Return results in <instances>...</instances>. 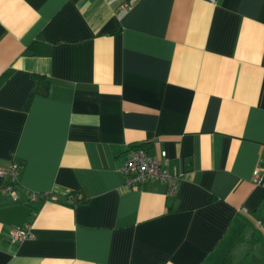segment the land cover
Segmentation results:
<instances>
[{
  "label": "crops",
  "instance_id": "obj_1",
  "mask_svg": "<svg viewBox=\"0 0 264 264\" xmlns=\"http://www.w3.org/2000/svg\"><path fill=\"white\" fill-rule=\"evenodd\" d=\"M123 1L0 0V264H264V0Z\"/></svg>",
  "mask_w": 264,
  "mask_h": 264
},
{
  "label": "built area",
  "instance_id": "obj_2",
  "mask_svg": "<svg viewBox=\"0 0 264 264\" xmlns=\"http://www.w3.org/2000/svg\"><path fill=\"white\" fill-rule=\"evenodd\" d=\"M132 0H125L120 4V12L125 11L131 4ZM164 152L160 156L150 154L145 145L135 144L126 149L125 156L118 166V170L124 175V184L128 187H134L148 178H154L165 181L169 185V191L174 192L178 183L179 174L170 172L166 168ZM20 163L16 160L10 161L6 166H0V176L5 178L2 189L15 195V185L18 182ZM252 181L260 182L261 177L258 167L252 171ZM57 200L58 194L55 191H35L28 192L29 202H40L43 200ZM76 196L68 195L67 201L73 203ZM32 236L28 225L14 226L9 230L11 240H22Z\"/></svg>",
  "mask_w": 264,
  "mask_h": 264
},
{
  "label": "trees",
  "instance_id": "obj_3",
  "mask_svg": "<svg viewBox=\"0 0 264 264\" xmlns=\"http://www.w3.org/2000/svg\"><path fill=\"white\" fill-rule=\"evenodd\" d=\"M34 46H35V44H32L31 45L32 49H31V51H28V52H33L34 51ZM37 77H38V83H37V86H36L34 91L37 92V93L44 94L46 92V89H47V80L41 75H37ZM140 144H142V143H140ZM77 200H79L78 197H76L75 201H77Z\"/></svg>",
  "mask_w": 264,
  "mask_h": 264
}]
</instances>
